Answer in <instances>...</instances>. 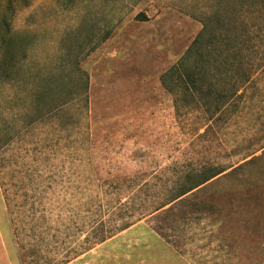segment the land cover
<instances>
[{
	"label": "rangeland",
	"instance_id": "rangeland-1",
	"mask_svg": "<svg viewBox=\"0 0 264 264\" xmlns=\"http://www.w3.org/2000/svg\"><path fill=\"white\" fill-rule=\"evenodd\" d=\"M238 3L245 38L264 46V14L250 0H32L16 10L26 56L0 76V264H71L99 246L161 239L192 264L264 263V59L212 119L202 102L177 112L161 84L203 21L230 18ZM205 170L226 172L184 198L166 239L153 216L130 218Z\"/></svg>",
	"mask_w": 264,
	"mask_h": 264
},
{
	"label": "trees",
	"instance_id": "trees-1",
	"mask_svg": "<svg viewBox=\"0 0 264 264\" xmlns=\"http://www.w3.org/2000/svg\"><path fill=\"white\" fill-rule=\"evenodd\" d=\"M250 1L256 2L251 7H256L264 14V6L261 4L263 0ZM31 5L32 0H0V76L4 75L7 79H10L9 74L15 69L18 55L26 56L23 40H16L11 23L16 10L29 8ZM242 7V4H234L229 13L230 18L220 12L207 17L203 21L202 30L186 53L162 75L161 84L174 97L177 112L202 102L204 112L212 119L213 115H218L225 108L230 99L237 97L254 73L262 70L264 46L256 38H245L247 31L243 29L241 21ZM261 32L260 30L258 33ZM254 56L261 58L255 60ZM44 78L46 86H49L51 74ZM225 172L205 170L200 176L188 175L182 184L164 191L159 198L161 202H155L152 209L137 216L133 214L130 218L141 221L153 216L156 221L154 230L161 238L166 239L163 223L169 220L171 224L177 223L178 205L184 198ZM130 227L127 223L122 224L117 231L104 234L97 244L106 242L116 232H123ZM173 246L177 248L175 244Z\"/></svg>",
	"mask_w": 264,
	"mask_h": 264
},
{
	"label": "crops",
	"instance_id": "crops-1",
	"mask_svg": "<svg viewBox=\"0 0 264 264\" xmlns=\"http://www.w3.org/2000/svg\"><path fill=\"white\" fill-rule=\"evenodd\" d=\"M134 233L128 232V235ZM156 243L159 244V242ZM161 243L159 247L150 246L149 242H143L135 248L99 246L83 256L84 261L80 260V262L71 264H192L164 240L161 239ZM118 251H123V253ZM6 258H8V251L4 248L0 252V259L5 260Z\"/></svg>",
	"mask_w": 264,
	"mask_h": 264
}]
</instances>
